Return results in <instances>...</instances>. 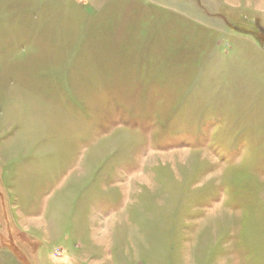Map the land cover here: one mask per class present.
I'll return each instance as SVG.
<instances>
[{"label": "rangeland", "instance_id": "374dc122", "mask_svg": "<svg viewBox=\"0 0 264 264\" xmlns=\"http://www.w3.org/2000/svg\"><path fill=\"white\" fill-rule=\"evenodd\" d=\"M0 127L19 264H264V0H0Z\"/></svg>", "mask_w": 264, "mask_h": 264}, {"label": "crops", "instance_id": "0c3cea01", "mask_svg": "<svg viewBox=\"0 0 264 264\" xmlns=\"http://www.w3.org/2000/svg\"><path fill=\"white\" fill-rule=\"evenodd\" d=\"M0 187H2V128L1 127H0ZM10 191L12 192V190ZM5 202H6V209L4 210L5 213L4 214L2 213V215H0V264H19L18 262H16V260L13 259L10 253L6 252L2 248V239H3L2 236L4 237V235L9 230L8 222H7L8 220H6V216H5L7 212L9 213L10 219L12 220L11 222L14 225V227L18 229H25L27 234L32 235L36 238H38L37 236H44L42 237L41 243L47 246L46 247V252H47L49 249L48 247L49 243H51L50 241H52L51 240L52 234L49 231L48 223L44 220V215L41 216L40 213L39 214L33 213L31 211V208L33 209V205H30L28 208L23 209L21 205L19 206L20 201L18 200L17 196L15 197L14 202H12V204L10 205V208L8 207L7 196ZM11 210H13L14 212H12ZM46 210L47 208H44L41 212L45 213L47 212ZM40 252H44L43 248L38 250L37 256L39 257V260L37 258L38 261L37 264H51V262L49 263V261L43 259L42 254L39 255ZM50 254L53 255V251H51ZM82 256L86 257L87 254H83ZM50 260H52V258Z\"/></svg>", "mask_w": 264, "mask_h": 264}]
</instances>
